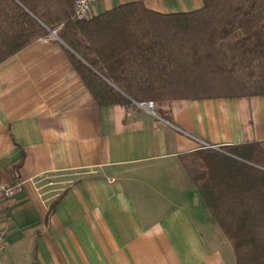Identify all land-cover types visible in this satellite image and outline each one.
<instances>
[{
  "label": "crops",
  "instance_id": "1",
  "mask_svg": "<svg viewBox=\"0 0 264 264\" xmlns=\"http://www.w3.org/2000/svg\"><path fill=\"white\" fill-rule=\"evenodd\" d=\"M129 1L97 2L92 15ZM141 1L162 13L203 5ZM65 47L50 35L0 64V180L23 184L0 201V264H236L179 155L263 140L264 95L179 99L153 113L100 105ZM75 172L61 192L43 180Z\"/></svg>",
  "mask_w": 264,
  "mask_h": 264
},
{
  "label": "trees",
  "instance_id": "2",
  "mask_svg": "<svg viewBox=\"0 0 264 264\" xmlns=\"http://www.w3.org/2000/svg\"><path fill=\"white\" fill-rule=\"evenodd\" d=\"M73 4L0 0V64L56 30L100 105L264 95V0H203L172 13L135 0L84 20ZM179 157L236 264H264V139Z\"/></svg>",
  "mask_w": 264,
  "mask_h": 264
},
{
  "label": "built area",
  "instance_id": "3",
  "mask_svg": "<svg viewBox=\"0 0 264 264\" xmlns=\"http://www.w3.org/2000/svg\"><path fill=\"white\" fill-rule=\"evenodd\" d=\"M104 0H74L73 17L76 20H84L92 17V9L95 3ZM139 105L145 107L148 111L154 112V102H138ZM205 147L218 148V146L206 145ZM23 184L21 182L11 183L0 180V201H8L14 198L20 191H22ZM6 244L3 238L0 237V258L4 253Z\"/></svg>",
  "mask_w": 264,
  "mask_h": 264
},
{
  "label": "rangeland",
  "instance_id": "4",
  "mask_svg": "<svg viewBox=\"0 0 264 264\" xmlns=\"http://www.w3.org/2000/svg\"><path fill=\"white\" fill-rule=\"evenodd\" d=\"M56 31V30H54ZM57 32V31H56ZM54 36L52 33L50 34ZM55 37V36H54ZM169 102L162 103L166 105ZM162 104H158L154 102V110L159 111ZM219 148V147H218ZM81 174L80 173H62L58 175H49L45 177L43 180L48 185H54V192H61L62 189L74 184L77 180H79ZM233 258L235 257L234 252L232 250ZM235 261V260H234Z\"/></svg>",
  "mask_w": 264,
  "mask_h": 264
},
{
  "label": "water",
  "instance_id": "5",
  "mask_svg": "<svg viewBox=\"0 0 264 264\" xmlns=\"http://www.w3.org/2000/svg\"><path fill=\"white\" fill-rule=\"evenodd\" d=\"M50 32L56 37V38H58V39H60L61 40V38L58 36V34H57V32L56 31H54V30H50ZM134 101V100H133ZM134 102H136V101H134ZM137 103V102H136ZM212 146V145H211Z\"/></svg>",
  "mask_w": 264,
  "mask_h": 264
}]
</instances>
